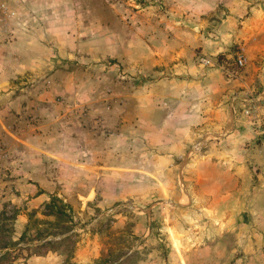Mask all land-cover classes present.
I'll list each match as a JSON object with an SVG mask.
<instances>
[{"label":"crops","instance_id":"0c3cea01","mask_svg":"<svg viewBox=\"0 0 264 264\" xmlns=\"http://www.w3.org/2000/svg\"><path fill=\"white\" fill-rule=\"evenodd\" d=\"M158 1L167 7L165 28L157 29L155 21L143 31L139 23L118 41L109 33L75 30L68 17L42 20L22 13L12 37L0 34V141L19 155L34 198L55 194L76 206L145 196L142 181L149 177L131 173L134 188L126 191L124 169L138 171L143 157L152 159V167L174 166L193 134L213 138L207 144L214 158L195 164L201 170L192 193L189 177L178 188L196 197L202 223L197 237L212 251L221 248L231 220L249 215V193L237 188L238 171L247 183L244 151L258 149L257 119L264 117V0ZM190 10L198 20L195 29L170 24L189 23ZM195 47L227 68L238 48L245 63L228 77L217 67L196 65L190 59ZM106 59L155 76L131 87L103 68ZM249 107L253 112L244 114ZM226 148L231 156L223 159ZM223 166L233 167L235 175ZM104 181L115 182L116 193L97 198ZM180 191L171 196L179 199Z\"/></svg>","mask_w":264,"mask_h":264},{"label":"rangeland","instance_id":"374dc122","mask_svg":"<svg viewBox=\"0 0 264 264\" xmlns=\"http://www.w3.org/2000/svg\"><path fill=\"white\" fill-rule=\"evenodd\" d=\"M158 2L33 0L32 5H27L22 13L24 15L30 11L33 15L40 14L42 20L49 16L53 19L68 17L75 30L84 29L86 34L92 36L109 33L112 40L118 41L124 33L128 34V29H134V25L138 26L139 23L143 31L150 30L151 22L155 21L157 29H164L167 7ZM191 12L192 10L189 11V23H182L179 19L170 24L178 29L183 24L195 29L198 20ZM84 25L87 26L84 28ZM120 31L122 34L119 35ZM143 40L149 42L151 39ZM190 51V59L198 65V48ZM101 62L103 68L109 69V73L113 72L117 80L129 83L134 88L143 87L149 83L148 78L155 76L153 72H129L119 62L111 59ZM212 139L193 134L186 150L174 159V166L152 167V159L143 157L139 166H144L138 171L124 169L128 180L123 183L126 191L134 188V182L128 179L134 178L131 173L149 177L150 182L142 181L148 190L145 196H126L124 199L109 201L106 205L89 200L86 204L76 206L64 202L55 194L34 198V192H30L34 183L22 172L19 155L8 150L6 142L0 141V245H8L10 248L15 242H18L17 246L35 244L37 241H20L18 238L23 232H26V236L35 235V228L46 236L44 240L53 242L43 254L20 258L23 256L21 254L11 262L7 259L0 264H264V151L259 149L260 146L255 150L244 151V155L249 157L244 167L249 173H246L247 183L243 180L241 171H238L237 188L241 187V190L249 193V215L243 212L237 219L229 222L228 228L221 233V250L204 248L205 239L197 237L202 223L195 213V208L199 206L196 197L194 194L192 198L191 194L182 195L178 188L183 189V176L189 177L192 193L195 172L201 170L200 165L195 164L205 158H214L212 148L208 150L210 147L207 144ZM256 144L259 145V141ZM221 152L223 159L231 156V151L227 148L221 149ZM144 155L146 153L142 151V156ZM201 168L203 170L208 167ZM225 169L227 173L235 175L233 167L223 166V170ZM152 172L157 177L150 175ZM225 175L223 173V177ZM224 181L229 180L225 178ZM173 190L174 195L176 190L180 191L179 199L171 196ZM98 192L102 196L97 198H105L106 195L112 197L116 193V183L104 181L99 185ZM153 193L158 196H153ZM50 195H55L60 200L54 204L56 208H61L63 215L55 217L49 214L46 204Z\"/></svg>","mask_w":264,"mask_h":264},{"label":"built area","instance_id":"2783aa9c","mask_svg":"<svg viewBox=\"0 0 264 264\" xmlns=\"http://www.w3.org/2000/svg\"><path fill=\"white\" fill-rule=\"evenodd\" d=\"M33 0H0V34L5 38L13 36L12 28L14 24L19 21L22 11L27 5H32ZM197 64L203 68L217 67L223 71L228 77L235 75L237 69L241 68L245 63V57L241 49L236 48L234 53L233 62L231 68H227L219 57H210L208 55L199 53L196 57ZM253 112L252 107L244 108V114H251ZM257 126L259 128V145L262 151H264V117L257 119Z\"/></svg>","mask_w":264,"mask_h":264},{"label":"trees","instance_id":"16d2710c","mask_svg":"<svg viewBox=\"0 0 264 264\" xmlns=\"http://www.w3.org/2000/svg\"><path fill=\"white\" fill-rule=\"evenodd\" d=\"M55 201L60 202V200L55 195H50V200L46 204V207L48 209L49 214H53L55 215V217H58L60 215H63L64 213L61 208H56V205L54 204ZM67 208L69 209L68 206ZM33 232L35 233V235L29 236H26V232H23L18 238L20 241H37L35 244L17 246L18 242H15L10 245V248H8V245H0V263L7 259L10 260L9 262H11L13 261V259L17 258V256H20L21 254H23V256H21L20 258H25L26 255H39L45 253L48 247L53 242L50 240H44L46 236L41 235L38 229L35 228Z\"/></svg>","mask_w":264,"mask_h":264}]
</instances>
